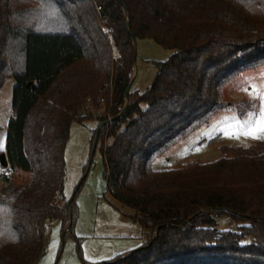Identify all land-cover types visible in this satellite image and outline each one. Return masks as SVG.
I'll return each mask as SVG.
<instances>
[{"label": "trees", "instance_id": "1", "mask_svg": "<svg viewBox=\"0 0 264 264\" xmlns=\"http://www.w3.org/2000/svg\"><path fill=\"white\" fill-rule=\"evenodd\" d=\"M136 39L173 50L142 92L126 91ZM261 65L264 0H0V88L15 81L0 264L38 260L48 219L71 232L64 150L70 124L94 113L107 191L151 233L92 264H264V141L223 147L212 162L150 167L226 106V82ZM18 172L26 183L11 180ZM222 214L234 230L218 229Z\"/></svg>", "mask_w": 264, "mask_h": 264}, {"label": "rangeland", "instance_id": "2", "mask_svg": "<svg viewBox=\"0 0 264 264\" xmlns=\"http://www.w3.org/2000/svg\"><path fill=\"white\" fill-rule=\"evenodd\" d=\"M172 52L153 40L136 39L130 90L142 92L150 86L159 63ZM14 85L13 77L7 76L0 88V155H5ZM261 95H264V65L240 72L222 87L226 106L153 158L151 169H175L192 161L212 162L222 155L223 147H246L264 141V133L260 134L261 138L243 134L245 130L255 128L260 119ZM97 113H103V109ZM92 116L70 124L64 150L62 192L65 199L73 198L76 213L72 230L62 237L60 223L46 220L44 253L33 264L99 263L136 249L150 237V229L134 219V211L112 199L107 191L101 142H96L95 146L92 142L98 124L96 113ZM107 142L108 138L104 137L102 143ZM6 168L5 158L0 160V187L4 183L1 171ZM28 179L29 175L24 172L11 175L15 183L24 184ZM217 223L220 230L236 228L235 222L224 214L217 216Z\"/></svg>", "mask_w": 264, "mask_h": 264}, {"label": "snow or ice", "instance_id": "3", "mask_svg": "<svg viewBox=\"0 0 264 264\" xmlns=\"http://www.w3.org/2000/svg\"><path fill=\"white\" fill-rule=\"evenodd\" d=\"M261 133H264V95H261L260 119L257 121L256 127L245 130L243 134L252 136L253 138H261Z\"/></svg>", "mask_w": 264, "mask_h": 264}, {"label": "water", "instance_id": "4", "mask_svg": "<svg viewBox=\"0 0 264 264\" xmlns=\"http://www.w3.org/2000/svg\"><path fill=\"white\" fill-rule=\"evenodd\" d=\"M134 45H135V42H134ZM133 70H134V68H133ZM134 73V72H133ZM133 78H134V75H132V77H131V80H130V82H129V84H128V86H127V88H126V91L129 89V87H130V85H131V83H132V81H133ZM125 108V106L123 107V109ZM109 121H111V120H109ZM102 125V124H101ZM100 125V126H101ZM99 126V127H100ZM96 141H97V134H96V136H95V140H94V146H95V144H96ZM5 159V155L4 154H2V155H0V160L2 161V160H4Z\"/></svg>", "mask_w": 264, "mask_h": 264}, {"label": "built area", "instance_id": "5", "mask_svg": "<svg viewBox=\"0 0 264 264\" xmlns=\"http://www.w3.org/2000/svg\"><path fill=\"white\" fill-rule=\"evenodd\" d=\"M1 174L4 175V176H7L10 174V170L9 169H4L1 171Z\"/></svg>", "mask_w": 264, "mask_h": 264}]
</instances>
